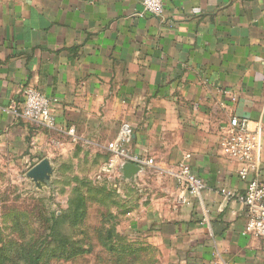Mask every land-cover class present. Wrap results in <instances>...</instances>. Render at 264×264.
Instances as JSON below:
<instances>
[{
	"label": "crops",
	"instance_id": "obj_1",
	"mask_svg": "<svg viewBox=\"0 0 264 264\" xmlns=\"http://www.w3.org/2000/svg\"><path fill=\"white\" fill-rule=\"evenodd\" d=\"M162 3L154 17L142 0H0V162L29 171L55 139L70 146L74 130V143L115 163L99 176L126 201L135 191L131 227L157 241L162 264H264V236L247 233L243 207L224 199L245 182L218 147L221 128L247 118L260 129L264 170V0ZM27 87L54 100V129L7 112ZM123 126L129 135L112 155ZM133 156L154 165L126 180ZM181 163L205 186L188 205L177 203Z\"/></svg>",
	"mask_w": 264,
	"mask_h": 264
},
{
	"label": "rangeland",
	"instance_id": "obj_2",
	"mask_svg": "<svg viewBox=\"0 0 264 264\" xmlns=\"http://www.w3.org/2000/svg\"><path fill=\"white\" fill-rule=\"evenodd\" d=\"M91 130L79 132L97 141ZM68 134L72 144L55 139L44 158L52 170L47 182L27 178V166L0 162V264H162L157 241L131 227L139 218L135 191L128 189L133 198L126 201L123 190L99 176L107 163L103 149L74 143V130Z\"/></svg>",
	"mask_w": 264,
	"mask_h": 264
},
{
	"label": "built area",
	"instance_id": "obj_3",
	"mask_svg": "<svg viewBox=\"0 0 264 264\" xmlns=\"http://www.w3.org/2000/svg\"><path fill=\"white\" fill-rule=\"evenodd\" d=\"M142 13L160 17L163 13L162 0H142ZM22 103L19 106L12 105L7 112L31 124L48 129H54L56 119L52 112L54 100L27 87L21 92ZM129 135V130L123 126L119 139ZM260 129L249 128L247 118L232 117L228 124L221 128L219 150L236 162L238 167L236 176L245 182L243 194L234 191L224 193L226 201H238L244 210L245 230L257 236H264V181L259 176H264V170L256 158L259 150ZM131 161L138 165H150L152 160L133 156ZM115 167L113 161H109L103 172H108ZM175 178L177 183L184 188L185 194L177 203L188 205V197H199L204 190V183L200 178L190 173L189 168L181 163L177 166Z\"/></svg>",
	"mask_w": 264,
	"mask_h": 264
},
{
	"label": "water",
	"instance_id": "obj_4",
	"mask_svg": "<svg viewBox=\"0 0 264 264\" xmlns=\"http://www.w3.org/2000/svg\"><path fill=\"white\" fill-rule=\"evenodd\" d=\"M141 168L134 163H124L121 166V173L126 180L133 179ZM51 166L47 160H42L32 167L26 174L27 178L35 183H44L49 181L51 174Z\"/></svg>",
	"mask_w": 264,
	"mask_h": 264
},
{
	"label": "trees",
	"instance_id": "obj_5",
	"mask_svg": "<svg viewBox=\"0 0 264 264\" xmlns=\"http://www.w3.org/2000/svg\"><path fill=\"white\" fill-rule=\"evenodd\" d=\"M54 225H55V223H54Z\"/></svg>",
	"mask_w": 264,
	"mask_h": 264
}]
</instances>
